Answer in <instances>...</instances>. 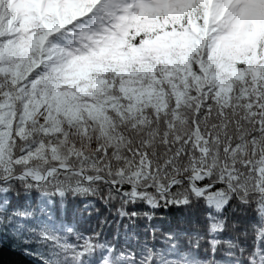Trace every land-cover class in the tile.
<instances>
[{
	"label": "snow or ice",
	"instance_id": "obj_1",
	"mask_svg": "<svg viewBox=\"0 0 264 264\" xmlns=\"http://www.w3.org/2000/svg\"><path fill=\"white\" fill-rule=\"evenodd\" d=\"M5 240L264 264V0H0Z\"/></svg>",
	"mask_w": 264,
	"mask_h": 264
},
{
	"label": "trees",
	"instance_id": "obj_2",
	"mask_svg": "<svg viewBox=\"0 0 264 264\" xmlns=\"http://www.w3.org/2000/svg\"><path fill=\"white\" fill-rule=\"evenodd\" d=\"M0 264H34V262L26 260L11 241L5 240L0 251Z\"/></svg>",
	"mask_w": 264,
	"mask_h": 264
}]
</instances>
